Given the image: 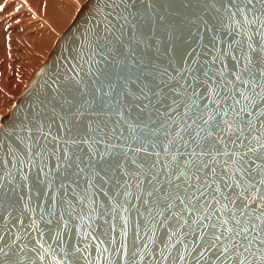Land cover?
<instances>
[{
    "label": "water",
    "instance_id": "obj_1",
    "mask_svg": "<svg viewBox=\"0 0 264 264\" xmlns=\"http://www.w3.org/2000/svg\"><path fill=\"white\" fill-rule=\"evenodd\" d=\"M250 7L244 0H135L132 8L121 5L113 12V0L80 4L26 87L15 96V103L0 114V224L7 216L9 227L15 225L10 234L5 233V242L21 236L17 243L28 244L19 256H12L11 264H57L61 260L64 264H129L132 252L142 248L137 232L151 235L154 221L148 209L152 207L154 214L156 204L162 207L163 192L169 190L163 172L157 181L148 183L151 174L171 159L164 154L163 144L174 136L172 121L178 119L175 112H168L172 99H179L169 91L176 81L168 87L164 82L193 61L198 69L203 64L196 73L201 78L204 69L227 65L225 76L234 80L231 73L239 68L232 56L248 53L250 43L256 48L264 44L257 34V30L264 32L260 22L245 20L259 15L249 11ZM128 12L132 13L128 23L116 18L117 13ZM105 15L114 25L110 31H105L102 22ZM250 55L252 72L259 79L257 69L264 67L260 63L264 53ZM218 56L223 60L213 64ZM165 70L168 75L162 76ZM142 88L161 90L159 97L150 96L154 104L157 99L160 103L141 111L148 100H136L127 93L140 95ZM207 90V85L199 88L202 94ZM141 146H147L148 153L132 150ZM102 153L108 155L101 159ZM133 157L143 170L131 163ZM157 159L160 163L153 168ZM155 187L161 191H154ZM125 192L131 195L126 197ZM34 221L36 229L31 227ZM166 232L157 226L155 239H166ZM36 240L45 248L51 245L43 261L30 250L43 253ZM121 243L127 245L126 257L124 250L120 255L114 251ZM105 248L109 251L103 252ZM152 250L158 252L154 246ZM135 259L141 264L139 253ZM150 260L151 256L143 264Z\"/></svg>",
    "mask_w": 264,
    "mask_h": 264
},
{
    "label": "snow or ice",
    "instance_id": "obj_2",
    "mask_svg": "<svg viewBox=\"0 0 264 264\" xmlns=\"http://www.w3.org/2000/svg\"><path fill=\"white\" fill-rule=\"evenodd\" d=\"M244 2L246 6H251L249 11L259 12L252 20L245 17L247 23L255 24L259 21L260 27L264 29V0ZM113 3L115 12L121 5H125L126 10L132 8L135 0H113ZM257 5L261 7L257 9ZM239 11L243 13L244 9ZM108 15L102 21L105 31L114 27ZM129 15L132 13H117L116 18L128 23ZM123 27L122 24L121 28ZM257 34L264 38V32L257 30ZM248 48V53L242 51L241 56H232L239 68V71L231 73L234 80L225 76L227 65L219 69H204L201 78L196 73L203 69V64L198 69L195 67L197 61H193L192 65L177 76H169V80L164 82L165 87H168L169 82L176 81V86L169 88V91L174 92L179 99H172L168 112H175L178 119L172 121L176 125L174 136L163 144L164 154L171 159L164 163L160 171L151 174L148 183L157 181L163 172L166 177L164 183L169 185V190L163 192L162 207L156 204L154 214L152 207L148 209L151 221H154L150 227L151 235L147 231L144 236L137 232L136 240L143 241V244L142 248L138 247L132 252L129 264H137L135 258L138 253L141 264L149 256V264H264V67L257 69V79L252 72L253 59L250 55L256 51L264 53V44L256 48L250 43ZM217 60H223V57H214L212 63L215 64ZM241 60L244 61L242 67ZM260 63L264 64V59ZM210 72L213 74L210 75ZM161 75H168L167 70ZM212 84H216V87ZM202 85L208 87L203 94L199 91ZM160 92L159 89L151 92L150 89L145 91L142 88L140 95L132 92L127 94L136 100H148L140 108L144 111L150 104L155 107V104L160 103L157 99L154 104L150 98L159 97ZM136 106L140 107L139 104ZM180 108L184 109L183 113L177 111ZM112 131L115 134V129ZM152 134L155 135V131ZM83 142L87 143V140ZM151 146L156 147L155 144ZM132 150L136 153H148L147 146ZM106 155L108 153H102L100 158L103 159ZM154 155L159 157L160 153L156 152ZM179 157L184 159L181 161ZM68 158L65 149L64 159ZM131 163L143 170V165L137 164L135 157L131 159ZM159 163L160 160L157 159L152 167L156 168ZM118 166L123 167L122 164ZM136 187L140 188V183ZM154 191L160 192L161 188L155 187ZM124 195L128 197L131 193L125 192ZM147 195L151 197L153 192L149 191ZM136 199L140 197L137 196ZM144 203L148 204V200ZM18 223L22 225L23 220ZM157 226L167 229L166 239H155ZM13 227L15 225L9 227L8 217H4L0 224V264H11L12 256H19L28 249L27 243H17L21 241V236L5 242V233L10 234ZM31 227L36 229L38 225L34 221ZM23 235L26 237L27 233ZM40 235L43 236L42 231ZM55 239H60L59 233ZM103 243L101 240L100 244ZM36 244L43 249V253L36 248L30 250L37 252V258L43 261L51 245L45 248L40 240H36ZM153 246L158 252L152 250ZM121 250H124L126 257V243L114 248L117 255L121 254ZM74 251L79 252L80 249L76 248ZM108 251L107 248L103 249V252ZM103 252L100 253L101 256ZM68 255L67 252L64 253L65 257ZM57 264H64V261H58Z\"/></svg>",
    "mask_w": 264,
    "mask_h": 264
},
{
    "label": "rangeland",
    "instance_id": "obj_3",
    "mask_svg": "<svg viewBox=\"0 0 264 264\" xmlns=\"http://www.w3.org/2000/svg\"><path fill=\"white\" fill-rule=\"evenodd\" d=\"M83 1L0 0V114L15 103Z\"/></svg>",
    "mask_w": 264,
    "mask_h": 264
},
{
    "label": "bare ground",
    "instance_id": "obj_4",
    "mask_svg": "<svg viewBox=\"0 0 264 264\" xmlns=\"http://www.w3.org/2000/svg\"><path fill=\"white\" fill-rule=\"evenodd\" d=\"M68 25V24H67Z\"/></svg>",
    "mask_w": 264,
    "mask_h": 264
}]
</instances>
